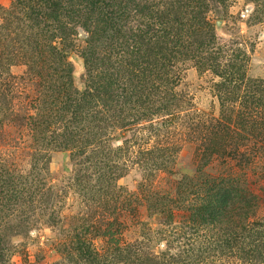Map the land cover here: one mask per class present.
Wrapping results in <instances>:
<instances>
[{"label":"rangeland","instance_id":"obj_1","mask_svg":"<svg viewBox=\"0 0 264 264\" xmlns=\"http://www.w3.org/2000/svg\"><path fill=\"white\" fill-rule=\"evenodd\" d=\"M18 1L0 0V181L20 192L0 198V248L9 243L14 254L5 264H91L76 258L77 234L105 264H147L146 257L162 264H264V105L254 94L264 85L261 4L230 0L209 13L220 63L246 56L249 86L228 93L226 102L222 79L194 61L176 64L177 83L166 100H110L97 87L112 62L90 73L81 56L88 34L75 25L69 62L75 87L97 91L90 120L69 119L68 132L58 122L52 130L64 131L63 138L48 133L36 140L35 126L55 105L68 68L33 54L25 12L35 0L27 10ZM93 77L96 86L88 88ZM210 178L237 179L247 190L240 200L249 203L248 213L230 205L225 220L195 222L194 207L212 195L192 187ZM118 248L131 253L128 261L117 258Z\"/></svg>","mask_w":264,"mask_h":264},{"label":"trees","instance_id":"obj_2","mask_svg":"<svg viewBox=\"0 0 264 264\" xmlns=\"http://www.w3.org/2000/svg\"><path fill=\"white\" fill-rule=\"evenodd\" d=\"M29 1L19 0L17 4L27 10ZM229 1L35 0L29 12H25L29 21L27 30L30 34L27 41L33 45V54L40 57L48 55L49 60H59L62 66L68 68L65 75L60 78L63 85L56 97L55 105L51 109L47 106V109L43 110L46 113L42 116L43 121H38L35 126V131L39 129L36 140L47 137L48 133H56L63 138L64 131L61 134L58 132L60 130H52V126L58 122L64 125L65 132H68L71 120L78 124L89 121L88 103L98 90H102L100 93L110 100L118 97L124 103L143 97L148 103L152 98L154 101L161 97L166 100L171 86L177 83L174 69L181 61H194L199 69H210L220 77L221 100L228 101V93L235 92L240 86L247 84L244 73L246 56L243 55L242 59H240L242 55L234 57L235 64L231 66L220 63L223 49L219 47L216 27L209 19V13L220 6L227 8ZM249 1L257 3L259 7L261 4L259 12L264 14V0ZM65 19L68 23L64 21ZM78 24L88 34L86 46L81 49L87 70L94 74L99 65L106 67L110 61L112 62L111 72L106 73L105 78L101 76L105 81L97 87V91L81 93L73 82L69 49L72 48L71 38L75 35L73 31H76L74 27ZM102 53L109 56L102 58ZM114 55L119 56V61L116 60L117 65L112 61ZM119 72L123 73L121 79L117 77ZM92 79L93 85L88 88L96 86L94 77ZM254 94L257 97V104L264 105L263 84L257 85ZM139 103H143L141 99ZM243 123L241 129L245 132ZM11 186L0 181L2 200L9 201L8 197L11 194L15 197L20 194L11 192ZM192 188L201 195H212L209 201L201 198V204L194 207L193 219L199 224L225 220L230 213L228 211L230 205H240L238 209L236 207V211L241 210V216L247 214L250 209L247 201L240 200L247 190L235 178H210L206 183ZM36 192L39 195L42 193L38 187ZM234 212L235 210L231 213ZM75 239L73 245L78 261L105 264L93 248V243L79 237L78 234ZM13 255L9 243L0 248L1 263H8ZM117 255V258L128 261L131 253L118 248ZM145 260L147 264H162L156 257H146Z\"/></svg>","mask_w":264,"mask_h":264}]
</instances>
